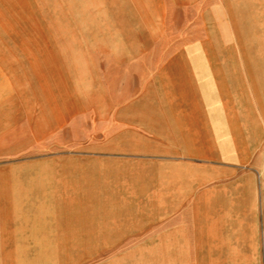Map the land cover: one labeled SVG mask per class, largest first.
<instances>
[{"label":"crops","instance_id":"0c3cea01","mask_svg":"<svg viewBox=\"0 0 264 264\" xmlns=\"http://www.w3.org/2000/svg\"><path fill=\"white\" fill-rule=\"evenodd\" d=\"M2 12L0 264H264V0Z\"/></svg>","mask_w":264,"mask_h":264},{"label":"rangeland","instance_id":"374dc122","mask_svg":"<svg viewBox=\"0 0 264 264\" xmlns=\"http://www.w3.org/2000/svg\"><path fill=\"white\" fill-rule=\"evenodd\" d=\"M15 1L16 0H0V14L3 13L2 12L3 10H6V8L9 7V4H11V3L14 4ZM41 1H46V0H41ZM7 3H9V4H7ZM6 17L8 18L9 16H6ZM4 18H5V15H4ZM4 18H2L0 15V55L11 54L10 52H12V51H10V52H7V51L14 49V47L5 46L6 42L4 39L14 38V33L11 32L12 34L10 36L6 35V32L4 31L5 27H2L4 25L3 24ZM263 154H264V152H263ZM261 169H262L261 171L263 173V189H264V158L262 160ZM263 229H264V223H263ZM262 234H263L262 235L263 237H261V249L263 251V257H264V230L262 231ZM263 262H264V260H263Z\"/></svg>","mask_w":264,"mask_h":264}]
</instances>
